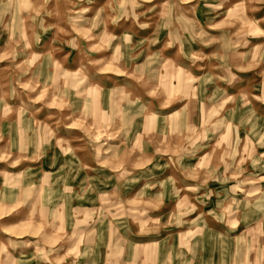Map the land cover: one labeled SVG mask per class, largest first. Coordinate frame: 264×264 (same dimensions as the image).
Masks as SVG:
<instances>
[{"label":"rangeland","instance_id":"374dc122","mask_svg":"<svg viewBox=\"0 0 264 264\" xmlns=\"http://www.w3.org/2000/svg\"><path fill=\"white\" fill-rule=\"evenodd\" d=\"M0 264H264V0H0Z\"/></svg>","mask_w":264,"mask_h":264}]
</instances>
